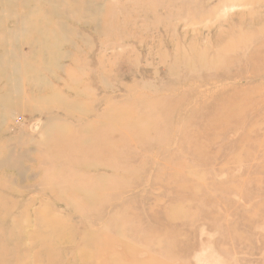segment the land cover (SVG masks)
Here are the masks:
<instances>
[{
    "label": "rangeland",
    "instance_id": "obj_1",
    "mask_svg": "<svg viewBox=\"0 0 264 264\" xmlns=\"http://www.w3.org/2000/svg\"><path fill=\"white\" fill-rule=\"evenodd\" d=\"M29 1H0V264H264V0ZM105 125L117 172L44 158Z\"/></svg>",
    "mask_w": 264,
    "mask_h": 264
},
{
    "label": "bare ground",
    "instance_id": "obj_2",
    "mask_svg": "<svg viewBox=\"0 0 264 264\" xmlns=\"http://www.w3.org/2000/svg\"><path fill=\"white\" fill-rule=\"evenodd\" d=\"M41 1H45L49 4H51L52 2V0H30L29 2H25L22 7L27 5L32 6L35 4H40L42 3ZM35 7L37 6L35 5ZM37 16L38 14H35L32 18H30V20L38 19ZM52 94L53 97L56 99L62 100L64 98L63 97L64 95H62L56 90L52 92ZM63 100H67V99L64 98ZM96 130L92 131L91 133L86 132L85 134L81 135L78 138H72V137L67 138L64 136H60L57 133L50 135L46 140L48 141V147L45 149V153H43L44 158H46V160L49 161L50 163H56L59 166L65 164H69L70 166L71 165L76 166L77 162H84L86 167H96V168L102 167L111 170L112 172H117L118 170L117 167H119V163H120V158H119L120 149L116 146L115 141H113L112 139V128H109L108 125H105L101 132H98ZM77 167H79V165ZM54 177H56V179H60L61 174L57 173ZM113 177H115V175ZM102 178L104 179V177ZM95 194L97 193L91 187H88L85 192H82V195L84 196L85 200H83L81 204L75 203L74 205H72L71 210L80 211L83 214L92 213L94 211H100L95 209L91 203H85L86 201L88 202L92 201V198L94 197H99L101 198V200L106 199L104 193L103 194L100 193V196ZM108 204L109 201L106 203L105 208L107 207ZM170 240L172 241V245H173L172 238H170ZM154 262L158 264V262L156 261Z\"/></svg>",
    "mask_w": 264,
    "mask_h": 264
}]
</instances>
